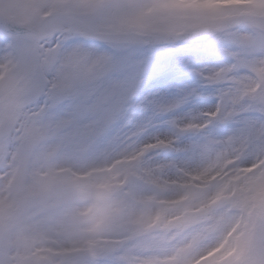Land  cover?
Masks as SVG:
<instances>
[{"label": "snow or ice", "instance_id": "snow-or-ice-1", "mask_svg": "<svg viewBox=\"0 0 264 264\" xmlns=\"http://www.w3.org/2000/svg\"><path fill=\"white\" fill-rule=\"evenodd\" d=\"M0 264H264V0H0Z\"/></svg>", "mask_w": 264, "mask_h": 264}]
</instances>
